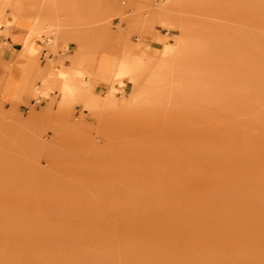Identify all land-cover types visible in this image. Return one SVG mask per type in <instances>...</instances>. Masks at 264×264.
Returning a JSON list of instances; mask_svg holds the SVG:
<instances>
[{"label": "rangeland", "instance_id": "374dc122", "mask_svg": "<svg viewBox=\"0 0 264 264\" xmlns=\"http://www.w3.org/2000/svg\"><path fill=\"white\" fill-rule=\"evenodd\" d=\"M228 1H117L142 27L102 19L113 55L152 48L133 96L85 69L37 112L0 100V264H264V7L240 1L225 23Z\"/></svg>", "mask_w": 264, "mask_h": 264}, {"label": "crops", "instance_id": "0c3cea01", "mask_svg": "<svg viewBox=\"0 0 264 264\" xmlns=\"http://www.w3.org/2000/svg\"><path fill=\"white\" fill-rule=\"evenodd\" d=\"M101 1H105L108 7L102 9L99 0H75L71 5L65 3L53 5L49 0H12V6L5 7L3 4L0 7V11L4 10V16L0 20L6 18L7 21L12 22L7 28L8 34H0V100L7 107L34 105L39 99V104L32 108L33 112H37L38 106H45L46 100L52 102L45 93L41 94L46 98L36 95L34 91V87L38 88L37 85L40 86L43 79L50 74L54 77L52 82L56 86V90L52 93L54 97L58 95V86L62 81L70 77H73L75 82L84 80L83 74L89 73L85 69L92 71V83L103 81L109 88L117 83L118 77L111 80L110 77L120 67H123L127 75L139 74L136 72L137 66L147 59L152 48L148 51L149 48L146 45L139 49V53L134 54L130 52L131 49L127 45L121 50L120 55L114 56L112 50L114 43L102 39V27L107 28V25H102V19L109 16L112 10L117 13L120 7L117 4L118 0ZM240 1L244 2L229 0L227 11H234L235 5ZM5 14H11V16ZM158 16L166 26L164 22L166 16L162 12H159ZM117 23L116 19L112 20L113 30ZM225 23L229 21L226 19ZM170 26L172 25L167 27ZM181 26L173 25L180 29ZM5 30V24H0V32ZM186 37L185 33H182L177 39L178 48H183L184 45L181 43L188 40ZM53 38L56 52H51L44 47ZM154 40L158 42L155 37ZM168 43L169 41L165 40L158 48L153 47L155 53L152 55L157 54L163 57L159 54L169 50ZM51 61H61V63ZM86 86L85 88L89 89ZM74 90L77 94L75 105L80 103L85 106L87 102H90L84 99L81 88L77 84Z\"/></svg>", "mask_w": 264, "mask_h": 264}, {"label": "bare ground", "instance_id": "6f19581e", "mask_svg": "<svg viewBox=\"0 0 264 264\" xmlns=\"http://www.w3.org/2000/svg\"><path fill=\"white\" fill-rule=\"evenodd\" d=\"M100 1V0H99ZM247 2L249 3V4H254L256 7H260V8H263L264 7V0H247ZM120 9V8H119ZM119 9H117V11H118V13L120 12V11H122L121 9H120V11H119ZM128 9V8H127ZM153 10V9H152ZM125 11V10H124ZM154 11V10H153ZM131 12V11H130ZM138 12H140V11H138ZM151 12V11H150ZM121 13L122 12H120V17L122 18V19H126V20H132V22H134L135 21V23L137 22L138 24L140 23V22H138L140 19L139 18H137V14L136 15H134V16H131V17H124V16H122L121 15ZM232 13H233V10H231V11H229V12H227V20L229 21V22H232L231 21V19H230V17H231V15H232ZM127 14V13H126ZM151 14V13H150ZM128 15V14H127ZM140 15V14H139ZM139 17H141V16H139ZM151 17V16H150ZM154 19V18H153ZM151 20V19H150ZM141 22H142V19L140 20ZM146 22V21H145ZM149 22V21H148ZM152 24L150 25L151 26V28H152V26H154V21H150ZM164 22H165V20H164ZM168 26L170 25L169 23H167V22H165ZM233 23V22H232ZM138 24H135V25H137V27L139 26H141L140 24L138 25ZM143 24V23H142ZM145 25H147V23L145 24ZM144 26V25H143ZM150 26H148V27H150ZM142 27V26H141ZM140 27V28H141ZM145 27H147V26H145ZM250 29V28H249ZM252 30H254V28H252ZM119 32V31H118ZM163 45V44H162ZM101 74V73H100ZM65 76V75H64ZM108 76V75H107ZM115 77H118L117 78V82L118 81H120V80H122V81H124L126 84H127V87H126V89H125V91H127L131 96H133V94H134V91H135V88H136V84H137V79L135 78V77H133V76H131V75H127L126 74V71L123 69V67H120V69H118L116 72H115V74L113 75V76H111L110 77V80L112 79V78H115ZM87 86L86 87H89V89H91L90 87H91V85L90 84H86ZM94 87V86H93ZM100 87V86H99ZM97 88V87H96ZM95 91H96V89H95ZM45 93V95H47V97H49L52 101L53 100H56V99H61L62 97H65V95H68L69 93H68V88H66L65 86H58V95L56 96V97H54V96H52V93H53V91H52V89L51 88H48V87H44V88H42V90L40 91V93ZM69 97V96H68ZM133 101V100H132ZM75 106H80V107H86L87 108V110L90 112V113H95V109H94V104L90 101V102H87L86 103V105L85 106H83V105H81L80 103H78L77 105H75ZM71 131H74V129L73 130H71ZM95 139H97V138H95ZM93 146V145H92Z\"/></svg>", "mask_w": 264, "mask_h": 264}]
</instances>
